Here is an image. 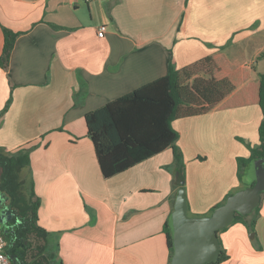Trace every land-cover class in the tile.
I'll return each mask as SVG.
<instances>
[{"label": "crops", "instance_id": "1", "mask_svg": "<svg viewBox=\"0 0 264 264\" xmlns=\"http://www.w3.org/2000/svg\"><path fill=\"white\" fill-rule=\"evenodd\" d=\"M3 26L19 35L8 69L0 66V112L12 97L0 147L34 146L39 224L55 264L169 262L172 148L105 178L85 115L165 76L171 62L183 68L219 55L231 70H247L219 106L173 122L189 213L207 214L253 182L251 164L238 178L237 158L250 150L235 137L259 144L262 111L228 102L264 73V0H0V55ZM250 233L242 222L220 230L228 255L221 264H264V199Z\"/></svg>", "mask_w": 264, "mask_h": 264}, {"label": "trees", "instance_id": "2", "mask_svg": "<svg viewBox=\"0 0 264 264\" xmlns=\"http://www.w3.org/2000/svg\"><path fill=\"white\" fill-rule=\"evenodd\" d=\"M3 32L0 66L7 70L19 34L5 26ZM260 57H264V52ZM246 79V69L231 70L219 55L205 57L183 68H177L171 62L165 76L86 113L88 135L95 146L103 176L110 178L166 148H172L174 160L168 169L173 173V187L175 192L180 187L186 188L185 160L177 145L179 132L173 122L177 118L203 114L219 106ZM11 102L12 97L0 112V118ZM253 103L258 104L262 111L258 129L260 142L257 145L247 143L250 155L237 158L240 181L245 169L253 161L264 158V73L228 102L232 106ZM33 148L8 151L0 147V192L8 197V207L15 222L13 233L4 234L8 241L7 253L13 256L10 257L13 264H51L56 260L55 252L49 248V232L39 224L41 199L36 194L30 168ZM232 193L202 215L211 214ZM261 194L263 200L264 191ZM260 205L252 214H236L233 222H242L250 232H254ZM164 231L170 251L167 264H170L173 237L168 220ZM219 242L218 258L207 264H221L228 259L220 239Z\"/></svg>", "mask_w": 264, "mask_h": 264}, {"label": "water", "instance_id": "3", "mask_svg": "<svg viewBox=\"0 0 264 264\" xmlns=\"http://www.w3.org/2000/svg\"><path fill=\"white\" fill-rule=\"evenodd\" d=\"M254 183L232 193L227 200L208 215H190L186 188L180 187L175 196L174 208L168 218L173 237V254L170 264H207L220 253L219 231L230 225L236 214L249 215L260 205L264 191V158L251 163ZM13 213L8 197L0 192V226L7 228ZM254 232L250 233L253 238ZM13 258V256H10ZM53 261L51 264H55Z\"/></svg>", "mask_w": 264, "mask_h": 264}, {"label": "built area", "instance_id": "4", "mask_svg": "<svg viewBox=\"0 0 264 264\" xmlns=\"http://www.w3.org/2000/svg\"><path fill=\"white\" fill-rule=\"evenodd\" d=\"M89 1V0H85ZM107 27L102 25L98 29L99 37H104ZM8 241L0 226V264H13L10 256L7 253Z\"/></svg>", "mask_w": 264, "mask_h": 264}, {"label": "flooded vegetation", "instance_id": "5", "mask_svg": "<svg viewBox=\"0 0 264 264\" xmlns=\"http://www.w3.org/2000/svg\"><path fill=\"white\" fill-rule=\"evenodd\" d=\"M7 224L9 225V227L7 228V232L5 233V231H6L5 227H2V231L5 235H10L11 233H13V229H14V225H15L14 216H12L11 219H9L7 221Z\"/></svg>", "mask_w": 264, "mask_h": 264}, {"label": "rangeland", "instance_id": "6", "mask_svg": "<svg viewBox=\"0 0 264 264\" xmlns=\"http://www.w3.org/2000/svg\"><path fill=\"white\" fill-rule=\"evenodd\" d=\"M237 140H238V142H240L242 145H245L247 148H248V146H247V143H250L249 142V140H247V139H245L243 136H241V135H236V137H235ZM202 156H199L198 157V159H204V158H201ZM185 160V159H184ZM185 171H186V162H185ZM249 172H250V170H248ZM251 174V173H250ZM252 177V176H251ZM251 179H253V178H251ZM55 261V260H54Z\"/></svg>", "mask_w": 264, "mask_h": 264}]
</instances>
